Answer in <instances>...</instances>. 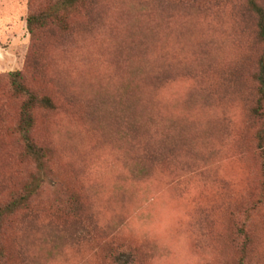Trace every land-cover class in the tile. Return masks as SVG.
<instances>
[{
    "label": "rangeland",
    "instance_id": "rangeland-1",
    "mask_svg": "<svg viewBox=\"0 0 264 264\" xmlns=\"http://www.w3.org/2000/svg\"><path fill=\"white\" fill-rule=\"evenodd\" d=\"M40 3L0 0V202L35 168L7 74L23 70L57 105L35 111L50 176L5 225L7 263L52 264L70 249L83 264L118 251L133 264H264V120L252 113L264 42L249 0H103L92 25L82 10L67 39L33 40L26 19ZM30 53L39 65L24 70ZM181 94L173 120L164 102Z\"/></svg>",
    "mask_w": 264,
    "mask_h": 264
},
{
    "label": "trees",
    "instance_id": "trees-1",
    "mask_svg": "<svg viewBox=\"0 0 264 264\" xmlns=\"http://www.w3.org/2000/svg\"><path fill=\"white\" fill-rule=\"evenodd\" d=\"M102 2L103 0H42L38 7L30 10L26 19L31 38L35 40L42 31L55 29L59 30L57 31L58 33L64 34L63 39H67L70 34H74V27H72L73 17L79 11L88 10L90 14L88 22L92 25L95 20L94 12L98 10ZM249 7L257 15L258 37L260 41L264 42V8L258 4L257 0H249ZM38 65L39 61L36 57L32 53L28 54L24 70L36 68ZM259 67V71L255 74V80L259 84L258 92L260 96L256 106L252 109V113L257 119L264 120V56L260 60ZM7 76L12 94L21 101L15 131L23 144L25 157L31 159L35 168L27 181L16 192L12 193L9 199L5 202H0V264H8L2 238L5 225L19 211L28 209L31 198L50 176V151L47 147L37 144L32 136L35 125V111L38 109L52 110L57 107L52 96L40 94L26 84L23 70L9 72ZM157 76L158 74H156ZM137 121L142 122L141 118L137 119ZM150 131L152 137L158 134L167 142V132L162 131L159 127H154ZM136 133L137 129L133 125L126 129L130 142L137 141ZM257 138L260 145H262L264 142V126L258 132ZM142 146H145V144L142 143ZM161 156L162 152L159 148L146 151L144 154V158L148 163L149 161H155ZM142 167L146 169V166ZM112 262L113 264H133L134 259L129 252L118 251L112 255Z\"/></svg>",
    "mask_w": 264,
    "mask_h": 264
},
{
    "label": "clouds",
    "instance_id": "clouds-1",
    "mask_svg": "<svg viewBox=\"0 0 264 264\" xmlns=\"http://www.w3.org/2000/svg\"><path fill=\"white\" fill-rule=\"evenodd\" d=\"M213 56L217 58V64H219L221 67L223 57L220 53H213ZM197 83L193 81L189 85V90L196 89ZM188 99V96L186 94H181L180 96L176 97L174 100L170 102H164L165 107L167 111L171 115V119L173 120H179L182 118V108L181 106L184 104L185 100ZM156 105L159 107L161 104L160 98H156L155 100ZM52 264H83V261L70 249H66L64 252H62L60 255L56 257V259L52 262Z\"/></svg>",
    "mask_w": 264,
    "mask_h": 264
}]
</instances>
